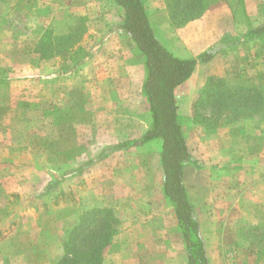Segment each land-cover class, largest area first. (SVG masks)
Listing matches in <instances>:
<instances>
[{
	"label": "rangeland",
	"instance_id": "1",
	"mask_svg": "<svg viewBox=\"0 0 264 264\" xmlns=\"http://www.w3.org/2000/svg\"><path fill=\"white\" fill-rule=\"evenodd\" d=\"M43 1L46 7L42 13L37 8ZM143 1L152 26L163 21L172 26L173 31L165 27L164 34L172 33L178 39L187 22L200 19L189 27L187 35L181 36L187 37L201 28L227 43L223 59L230 72L221 78H208L203 90L220 88L222 83L233 86L240 81L264 90V81L258 78H264V36L238 41L248 28L264 23V0H212L198 16L183 23L170 17L168 0ZM30 5L35 7L30 14L32 18L21 13L11 15L19 43L25 47L15 51L12 63H5L0 70V78L11 79L25 75L19 69L26 64L37 69L30 94L14 97L5 89L7 85L1 93L0 214L12 213L16 221L30 212L36 216L41 230L67 231L62 246L77 224L82 206L87 207L84 212L99 208V217L110 222L118 220L113 221L114 231L122 220L145 219L146 204L152 215H158L162 208L159 141L117 151L88 165L81 173L69 172L95 157L105 146L138 136L142 128L143 114L120 103L109 88L110 74L106 75L104 61L94 63L87 57L85 64L74 67V61L97 50L109 27L121 20V9L112 0H29ZM49 28L55 35L71 30L76 35L62 41L67 49L62 50L61 45L60 54L43 59L35 49ZM221 62L212 63L201 74L223 73ZM48 76L51 81L44 80ZM206 93L197 100L196 120L185 121L201 125L189 130L191 139L198 140L196 152L200 155L185 167L183 181L201 222L208 263L264 264V206L241 205L239 162L243 157L235 156L236 144H229L228 131L225 132L229 124L241 118V111L237 107L219 109L211 105V100L205 99ZM213 97L218 99L217 94ZM242 145L241 142V151H247L242 150ZM254 210L263 213L258 217L261 222L257 217L254 222L248 214ZM5 226L8 228V222ZM23 229L26 226H21ZM58 242V237L50 239L49 252L36 256L35 263L49 264L44 259L53 256ZM171 257L170 263H179L178 255L174 253Z\"/></svg>",
	"mask_w": 264,
	"mask_h": 264
},
{
	"label": "crops",
	"instance_id": "2",
	"mask_svg": "<svg viewBox=\"0 0 264 264\" xmlns=\"http://www.w3.org/2000/svg\"><path fill=\"white\" fill-rule=\"evenodd\" d=\"M43 3L44 1L41 2L42 5L37 8V10L42 13L46 7ZM34 10L35 7H33V5L29 6V0H0V70L5 63H12L15 57V51L25 47L24 44V46H22V44L19 43L17 37L20 36L15 32L16 26L11 19V15L14 13H21L27 17L31 16L30 18H32L30 14H33ZM198 20L200 19L187 22V24L181 28L178 39H175L172 33L170 35L164 34L165 27L172 29V26L167 21H163L161 24L152 27L160 41L176 56L183 58L196 57L207 48L221 43L220 37L207 31V29L199 28L190 35L188 34L187 37L181 36V34H186L190 29L189 27L192 24L195 25ZM117 23L118 22L109 27L107 36L97 46V50L93 52L90 59H92L93 62L95 61L94 63L104 61L103 67L104 70L107 71L106 75L110 74L108 75L110 77L107 83L111 85L109 88H112L111 90L113 94H115V98L120 99V103L123 102L125 105L131 106L130 108L132 109L137 108L138 112L143 114L145 120L143 121L145 123L140 120L142 128L138 133L139 135L129 138L134 139L142 135L149 123L148 104L142 93V83L145 76L144 56L137 49L128 34L112 30ZM25 33L28 34V32L25 31L23 32L24 36H26ZM33 51L34 48L32 49V52ZM225 52L224 49L220 50V52L209 61L198 63L191 76L175 88L178 114L181 117L183 131L192 157L200 154L196 152L198 140L197 138L191 139L189 130L201 124L197 123V121L186 124L185 121H191L196 118V110L198 109L197 100L200 94L205 92V90H203L204 82L212 77L221 78L223 75H226L227 71L230 72L223 59ZM218 60L223 62V64L221 62L224 67L223 73L222 71L221 73L213 71L205 75L201 74L202 69L209 68L212 63ZM85 63L86 61L80 65ZM19 70H23V74L25 75H16L11 79L0 78V98L2 97L1 93H3L6 85L8 87L6 86L5 89L7 88V92L9 94L11 93L14 97H18L23 93H31L32 86L34 87L33 83H36L34 79H37L36 67L32 66V64H26ZM51 75L53 76L54 74ZM46 78L47 79L44 80H50L51 76ZM196 82L197 85L195 84ZM125 101H127V104ZM132 101L135 102L133 105L130 103ZM244 122L246 123L244 124ZM226 131L229 132H227L230 138L229 144H233V146L234 142L236 144L235 156H237V158L243 157V160L239 162L241 166V205L245 207L250 205L262 207L264 206V110L250 118H242L241 120L239 117L228 125V128L225 129V132ZM203 136H205L204 131ZM154 141L157 140L147 142L143 145ZM252 141L254 143H247ZM241 142L243 144L242 150L245 149L247 151H241ZM227 148L228 146L225 149ZM231 154L233 156V153ZM227 155L228 154L225 156ZM246 157L249 159L246 160ZM185 189L187 194H189L186 186ZM160 194L162 195L159 199V205L162 206L160 213L156 216L152 215L149 205L146 204L147 209L144 211L145 219H135L130 222L122 220L120 222L121 224L110 236L109 243L103 248L101 262L99 264H172L170 261L174 253L180 257L179 263L177 264H188L186 245L182 230L175 215L174 204L164 195L162 187ZM246 197H248L247 201ZM190 203L193 205L194 217L197 219L195 215V204L191 201ZM86 208L87 207L84 206L79 207V216L83 214ZM26 214V218L23 217L20 220L17 218L16 221L12 213L9 215L0 214V228L3 229V232L0 233V264H36V256L44 255L49 252L47 251V243L54 237H58L59 242L57 243L53 256L47 255L49 257L44 259L45 263L47 260L49 264H52L64 254L65 251L61 241L66 237L68 232L58 231L57 233H53L49 230H41L36 221V216L34 214L32 215L30 212ZM245 214L246 213L243 215ZM248 214L255 219L263 213L254 210L253 214H251V212ZM8 218H10V222ZM244 218L247 220H254L243 216V219ZM258 220L261 222V218H258ZM7 222L9 225L7 226L8 228L5 226ZM254 222H257V220L255 219ZM198 223L200 229L201 222L198 221ZM21 226H26V229L21 230ZM202 238L204 239L206 254H208L205 238L203 236ZM157 252H159V255H157Z\"/></svg>",
	"mask_w": 264,
	"mask_h": 264
},
{
	"label": "trees",
	"instance_id": "3",
	"mask_svg": "<svg viewBox=\"0 0 264 264\" xmlns=\"http://www.w3.org/2000/svg\"><path fill=\"white\" fill-rule=\"evenodd\" d=\"M122 11L121 20L113 27V31H121L129 35L137 49L144 56L145 76L142 93L148 104L149 123L147 129L138 138L127 139L105 146L95 157L89 158L79 167L69 172L81 173L84 168L111 153L141 146L147 142H160L159 159L162 170V191L174 204L175 215L183 233L186 245L188 264H208L204 239L201 236L199 223L194 217V208L185 189L184 168L193 162L181 117L175 98V88L185 82L200 62H207L227 43L207 48L196 57H179L165 46L156 36L151 25L148 11L142 0H112ZM212 0H168L169 15L176 22H185L198 16ZM180 9V10H179ZM75 32L66 31L55 35L52 29H46L38 41L35 51L41 58L60 54L62 41L73 39ZM264 35V23L250 27L241 34L238 41H251ZM63 39V40H62ZM72 42V41H70ZM74 43V42H73ZM62 45V46H61ZM67 49L65 42L62 50ZM92 53L87 52L81 59L74 61V67L84 63ZM259 80L264 81L261 76ZM222 83V79H219ZM247 81L236 85L220 84V88H207L205 99L209 98L215 105L229 109L237 107L241 118L264 110V90ZM217 94L218 99L213 95ZM212 98V99H211ZM240 117V116H239ZM101 209H91L79 216L78 222L64 243L65 254L56 264H99L102 250L109 243L114 231V224L106 217H99ZM94 223H97L94 225ZM113 227V228H112Z\"/></svg>",
	"mask_w": 264,
	"mask_h": 264
}]
</instances>
